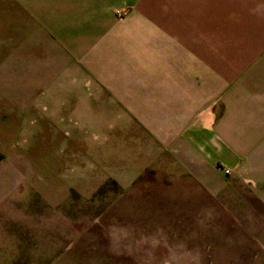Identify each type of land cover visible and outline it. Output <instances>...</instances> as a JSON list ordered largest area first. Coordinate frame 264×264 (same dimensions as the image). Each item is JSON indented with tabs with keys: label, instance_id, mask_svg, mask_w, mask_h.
<instances>
[{
	"label": "rangeland",
	"instance_id": "374dc122",
	"mask_svg": "<svg viewBox=\"0 0 264 264\" xmlns=\"http://www.w3.org/2000/svg\"><path fill=\"white\" fill-rule=\"evenodd\" d=\"M137 16L176 0H0V264H264L257 192L176 178V150L95 101L93 46Z\"/></svg>",
	"mask_w": 264,
	"mask_h": 264
},
{
	"label": "crops",
	"instance_id": "0c3cea01",
	"mask_svg": "<svg viewBox=\"0 0 264 264\" xmlns=\"http://www.w3.org/2000/svg\"><path fill=\"white\" fill-rule=\"evenodd\" d=\"M93 56L95 101L176 150V178L212 193L224 168L264 200V0H176V21L120 22Z\"/></svg>",
	"mask_w": 264,
	"mask_h": 264
},
{
	"label": "built area",
	"instance_id": "2783aa9c",
	"mask_svg": "<svg viewBox=\"0 0 264 264\" xmlns=\"http://www.w3.org/2000/svg\"><path fill=\"white\" fill-rule=\"evenodd\" d=\"M222 169H223V171H224V173H225L226 175L229 174V171H228L227 169H224V168H222Z\"/></svg>",
	"mask_w": 264,
	"mask_h": 264
}]
</instances>
